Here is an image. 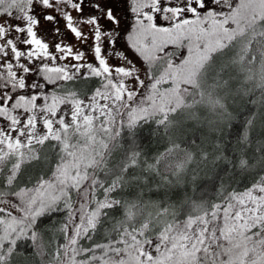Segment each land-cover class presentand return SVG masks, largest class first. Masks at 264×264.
I'll return each mask as SVG.
<instances>
[{
	"label": "rangeland",
	"instance_id": "374dc122",
	"mask_svg": "<svg viewBox=\"0 0 264 264\" xmlns=\"http://www.w3.org/2000/svg\"><path fill=\"white\" fill-rule=\"evenodd\" d=\"M235 1L223 0L206 19L213 22H217L215 18L222 19L220 10L231 8ZM6 22L17 23L16 20ZM235 23L236 18L226 20L222 29H217L221 31L216 41H226L231 31L223 28L231 29ZM60 27L64 33L63 22ZM52 29V24L42 21L38 30L50 44L56 39ZM65 43L72 44L74 50L88 52L71 36H67ZM182 53L170 59L169 69L160 78L159 87L153 83L150 70L145 72L146 65L139 58L134 62L145 73L142 86L126 77L110 75L108 81L84 97L61 95L56 91L62 79H53L51 68L56 69L55 66L44 73L55 83L39 81L36 93L28 88L20 91L21 87L10 90L0 82V169L9 161L4 172L5 184L11 183L22 163L36 158L44 141H56L58 151L57 161L45 178L13 192L0 188V264H41L40 249H48V240L53 237L51 226L37 230L38 250L33 257L12 252L11 246L16 239L33 236L32 225L38 217L60 210L69 211L68 238L51 264H88L76 256L80 250L78 240L96 225L103 209L114 203L110 197L111 187L103 189L101 195L96 194L97 187L93 188L91 181L92 169L98 165L120 125L139 119L147 109L155 115H166L183 103L184 95L194 82V69L187 62L181 64ZM232 54L230 50L229 55ZM109 62L122 63L115 58H110ZM240 67L241 64L238 68L232 65L237 69L224 72L219 87L216 86L218 79H208L205 83L219 88L230 101L243 88L245 71ZM95 71H77L69 67L66 77L92 75ZM98 71L107 73L103 67ZM207 74L215 78L213 67ZM27 80L31 84L36 77L29 76ZM224 83L226 90L222 89ZM36 95L43 98L37 99ZM212 96L204 98L205 102L192 101L177 116V126L195 127L198 115L204 113L205 117L211 112L208 103ZM205 127L203 138L207 144L196 146L194 157L201 164L203 159L211 157L213 147L214 123H206ZM73 195L75 200L71 202ZM123 239V247L104 264H264V182L233 194L223 208L214 207L186 222L168 225L154 236H148L142 228L138 232H127Z\"/></svg>",
	"mask_w": 264,
	"mask_h": 264
},
{
	"label": "trees",
	"instance_id": "16d2710c",
	"mask_svg": "<svg viewBox=\"0 0 264 264\" xmlns=\"http://www.w3.org/2000/svg\"><path fill=\"white\" fill-rule=\"evenodd\" d=\"M263 6L264 0H236L231 8L220 10L222 19L215 18L217 22L212 19L207 24L196 22L191 27L189 51L176 52L170 46L167 51L174 55L165 64L157 60L149 69L153 83L159 87L160 78L166 75L173 57L183 52L181 64L187 62L194 69V82L183 96V103L172 112L155 115L147 109L139 119L120 125L109 141L98 165L92 169L91 181L93 188L97 187V195L111 187L114 203L103 209L96 225L78 240L80 250L76 256L81 261L104 264L123 247L127 232L143 228L148 236H154L168 225L186 222L214 207L223 208L233 194L264 182ZM230 18H236L233 28H223L231 31L230 36L224 42L216 41L222 25ZM239 64L245 71V81L242 90L229 101L216 86L223 83L224 78L220 76L224 72L234 69L232 65L238 68ZM211 67L215 78L208 77ZM51 70L55 81L62 79L56 88L61 95H90L110 78L102 71L66 77V71ZM208 79H218V83L212 87L205 83ZM0 82L10 90L21 87V81L6 72L0 73ZM226 88L224 83L222 89ZM214 90L217 91L214 93ZM210 96L211 112L205 117L204 113L198 115L195 127L177 126V116L192 101L205 102L204 98ZM209 122L214 123L213 147L207 146L211 147V157L203 159L201 164L194 159L195 148L207 144L203 134ZM57 157V142L44 141L36 158L22 163L11 183L5 184L7 161L0 169V188L9 192L28 188L51 173ZM74 197L71 196V202ZM68 220V210L38 217L32 225L33 236L16 239L11 251L33 257L38 250L37 230L51 226L53 237L48 240L49 252L40 249L41 264H51L67 241ZM1 231L0 213V234Z\"/></svg>",
	"mask_w": 264,
	"mask_h": 264
},
{
	"label": "snow or ice",
	"instance_id": "6c2138e0",
	"mask_svg": "<svg viewBox=\"0 0 264 264\" xmlns=\"http://www.w3.org/2000/svg\"><path fill=\"white\" fill-rule=\"evenodd\" d=\"M222 2L0 0V18H6L0 19V72L20 80V91L28 88L33 93L41 80L55 83L44 74L54 66L58 71L71 67L85 72L103 67L109 75L126 77L142 86L145 73L134 61L139 58L146 65L147 72L157 60L165 64L174 55L167 51L170 46L176 52L183 49L187 53L192 43L191 27L198 21L207 24L206 16ZM11 20L17 23L6 22ZM42 21L53 25L52 35L56 39L51 44L43 34H38ZM61 22L64 33L61 32ZM67 36L78 41L88 52L74 50L72 44L65 43ZM110 58L122 63L111 64ZM29 76H35L36 81L29 84ZM35 98L43 97L36 95Z\"/></svg>",
	"mask_w": 264,
	"mask_h": 264
}]
</instances>
